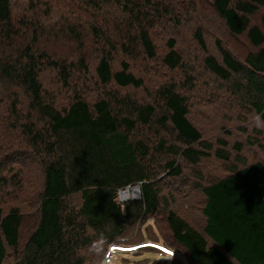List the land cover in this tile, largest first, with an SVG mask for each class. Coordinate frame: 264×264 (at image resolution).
<instances>
[{
	"label": "trees",
	"instance_id": "16d2710c",
	"mask_svg": "<svg viewBox=\"0 0 264 264\" xmlns=\"http://www.w3.org/2000/svg\"><path fill=\"white\" fill-rule=\"evenodd\" d=\"M86 1L101 18L97 25L90 16L88 30L89 38H94L99 48L94 77L105 89L90 102L79 88H74L69 103L62 105L45 96L42 72L58 71L61 85L68 89L73 81H85L87 60L83 55L70 58L46 49L34 38H15L9 0H0V46L6 45L11 51L0 56V85L6 90L12 88L9 97L17 98L20 90L26 99L24 109L13 104L8 110L13 112L20 143L40 157L42 172L35 218L32 216L22 245L25 214L17 206L5 213L0 210V264L8 249L13 250L12 264H85L83 251L99 232L113 242L126 224L159 209L160 189L150 159L156 152L168 157L180 155L193 165L212 152L218 159H229L225 140L218 139L215 149L203 140L201 131L188 118L187 99L176 86L160 87L150 102L139 101L127 91L124 95L107 88L111 84L124 90L141 87L142 77L131 70L137 61L159 60L169 70L182 65L177 41L169 37L166 50L160 54L149 28L155 21L167 19L177 27L181 23L177 6L186 7L187 3ZM209 2L227 29L235 35L245 34L254 49L240 61L216 41L221 61L207 55L204 63L219 78L232 82L233 89L245 96L255 113H264V15L261 25H250V16L264 8V0ZM202 31L197 26L193 35L206 50ZM64 35L77 43L83 38L73 28L66 29ZM115 60H119L118 67L113 65ZM145 130L152 133L156 143L150 145V136L143 135ZM163 130L170 134L171 141L160 136ZM233 147L237 153L241 150L239 144ZM165 167L171 176L182 174L174 160H167ZM138 181L143 183L142 197L129 200L121 212L112 202L115 190ZM7 182L8 178L0 175V185ZM198 189L205 196L202 232L175 211H164L173 239L187 250L190 261L264 264V161L233 168ZM76 195L79 200L74 202Z\"/></svg>",
	"mask_w": 264,
	"mask_h": 264
},
{
	"label": "rangeland",
	"instance_id": "374dc122",
	"mask_svg": "<svg viewBox=\"0 0 264 264\" xmlns=\"http://www.w3.org/2000/svg\"><path fill=\"white\" fill-rule=\"evenodd\" d=\"M182 1H185L187 6H177L180 25L176 27L174 22L167 19L155 21L154 27L149 28L160 54L166 50L169 37L177 41L176 49L182 58V65L169 70L163 67L159 60L137 61L131 70L135 75L142 77L141 87L124 90L111 84L107 88L118 90L124 95V91H127L139 101L150 102L160 87L176 86V90L187 99L188 118L201 131L203 140L211 143L213 149L219 146L218 139L225 140L229 159H218L212 152L209 157L202 158L193 165L180 155L168 157L160 152L154 153L153 149L154 154L150 159L154 165L151 172L160 189L159 209L145 214L136 222L126 224L125 229L116 234L114 241L109 244L131 245L149 240L169 246L175 252L170 259L155 248L117 252V264H193L187 250L173 239L164 211H175L189 225L202 232L205 218L201 210L205 196L198 186L226 176L233 168L264 161V130L256 129L250 123L251 117L256 114L255 111L245 96L233 89L232 82L219 78L204 63L207 55L221 61L216 41L240 61H243L245 55L254 47L250 45L245 34L235 35L227 29L220 17L210 8L209 0H170L173 4ZM9 5L12 35L15 38H34L46 49H55L70 58L83 55L89 64L85 81H73L68 89L61 85L58 71L45 69L41 77L45 96L47 94L64 105L69 103L74 88H79L82 97L90 102L102 94L105 87L95 79L93 72L99 48L94 38H89L88 30V25L91 24L90 16L97 25L100 24L101 18L86 0H9ZM263 15L264 8L252 14L250 25H261ZM96 16H99L97 20ZM197 26L203 29L202 37L206 50H203L194 38ZM69 28L81 33L83 38L79 43L65 37L66 29ZM5 54H11V51L6 45L0 46V56ZM118 63L119 60H115L113 65L118 67ZM4 87L0 85V175L8 178V182L0 185V210L5 213L10 207L17 206L25 214V223L20 233L22 245L35 218L42 172L39 171L40 157L20 143L18 130L15 129V118L11 115L13 112L8 110L13 104L24 109L22 104H26V99L20 90H17V98L9 97L12 88L6 90ZM143 135L150 136V145L152 142L156 143L152 133L145 130ZM160 136L168 141L172 140L170 134L164 130L160 132ZM234 144L241 146L239 153L234 149ZM167 160H174L175 164L180 166L181 176L169 175V170L165 167ZM135 185H130L133 193ZM133 199L138 198H129ZM78 200L76 195L74 202ZM88 248L89 246L83 251L85 264H95ZM12 253L13 250L8 249L3 264H12Z\"/></svg>",
	"mask_w": 264,
	"mask_h": 264
},
{
	"label": "clouds",
	"instance_id": "9594fccd",
	"mask_svg": "<svg viewBox=\"0 0 264 264\" xmlns=\"http://www.w3.org/2000/svg\"><path fill=\"white\" fill-rule=\"evenodd\" d=\"M250 123L252 124L254 128L264 130V113L254 114L251 117ZM135 187L137 189L136 193H133L131 191V186L129 185H125L124 188H118L115 190V193L113 194V197H112V202L120 208L121 212L124 211L125 205L129 202V198L140 199L142 197L143 183L138 181L136 182ZM125 193H127V198H124ZM112 245H115V244H109L108 239L105 236L103 231L99 232L96 235V238L91 242L88 248V252L94 258L95 264H117L118 255L116 253H112L110 255L109 253V249L112 247ZM163 246L172 250L169 246H166L164 244ZM145 248H154V247H145ZM157 250L161 252L159 249ZM172 251L173 252L170 251V253H167V255L164 257L169 258V259L172 258L175 252L174 250Z\"/></svg>",
	"mask_w": 264,
	"mask_h": 264
},
{
	"label": "bare ground",
	"instance_id": "6f19581e",
	"mask_svg": "<svg viewBox=\"0 0 264 264\" xmlns=\"http://www.w3.org/2000/svg\"><path fill=\"white\" fill-rule=\"evenodd\" d=\"M136 192H137V190L134 189V193H136ZM124 196L127 198V193H125Z\"/></svg>",
	"mask_w": 264,
	"mask_h": 264
},
{
	"label": "snow or ice",
	"instance_id": "6c2138e0",
	"mask_svg": "<svg viewBox=\"0 0 264 264\" xmlns=\"http://www.w3.org/2000/svg\"><path fill=\"white\" fill-rule=\"evenodd\" d=\"M165 252H166V253H170V251H169V250H167V249H165Z\"/></svg>",
	"mask_w": 264,
	"mask_h": 264
}]
</instances>
